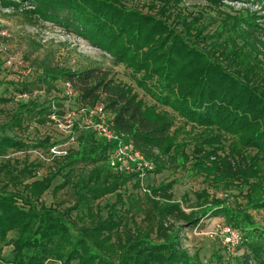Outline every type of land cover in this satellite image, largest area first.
Here are the masks:
<instances>
[{"label": "trees", "instance_id": "16d2710c", "mask_svg": "<svg viewBox=\"0 0 264 264\" xmlns=\"http://www.w3.org/2000/svg\"><path fill=\"white\" fill-rule=\"evenodd\" d=\"M204 1L216 8L229 0ZM0 7L14 10L29 26L40 21L73 31L122 65L153 102L147 106L130 86L99 65L72 70L57 64L52 52L31 62L30 81L21 82L18 97L36 92L42 101L17 102L8 122L0 126V264H203L183 248L181 235L184 229L199 227V219L209 214L220 215L227 226L252 237L244 264L250 259L264 264V230L248 214L264 211V44L257 38L254 16L224 15L216 30L203 36L198 20L188 23L183 18L175 24L127 10L119 0H0ZM208 39L206 49L199 46ZM3 69L0 65V75ZM59 84L69 85V107L76 112L105 101L113 129L152 162L149 174L186 171L190 163L187 173L201 174L216 189L240 186L239 195L245 189L244 206L233 210L225 198L212 201L197 215L185 213L174 202L171 182L146 186L150 195L142 193L134 174L111 169L108 158L114 145L77 123L75 147L52 159L46 176L38 179L44 166L38 157L30 161L25 156L21 163L5 160L10 151L47 155L61 144L50 134L34 138L30 146L5 135L8 129L24 133L51 126V115L63 121L67 110L60 101L67 96L59 97ZM10 101L0 97V104ZM159 107L176 113L184 125L206 131L192 139L191 155L183 153L185 142L178 143L183 128L171 133L173 123ZM226 142L229 155L220 157ZM248 150L253 157L243 154ZM76 166L89 170L71 185ZM57 177L62 183L52 189L54 195L68 186L73 189L75 201L66 208L64 202L46 206L41 201ZM129 186L132 192H127ZM108 195H115V202L105 206L106 218L98 219L93 205ZM196 198L207 204L206 191ZM9 234L14 238L8 239ZM9 246L7 258L2 253Z\"/></svg>", "mask_w": 264, "mask_h": 264}, {"label": "rangeland", "instance_id": "374dc122", "mask_svg": "<svg viewBox=\"0 0 264 264\" xmlns=\"http://www.w3.org/2000/svg\"><path fill=\"white\" fill-rule=\"evenodd\" d=\"M168 0H119L122 7L127 10L140 11L142 13H148L155 15L160 19H168L172 23H177L178 20L185 18L186 22L198 20L197 25L202 27L203 36L211 35L219 25V21L228 15L230 17H255V24L258 26L257 38L264 44V3H243L236 1H222L221 6L216 8L211 7L204 0H180L177 5L175 3L166 4ZM169 3V2H168ZM180 30V27H177ZM195 32H192L194 35ZM225 38V36H224ZM208 39L204 43L200 41L201 47L209 43ZM216 43V42H215ZM206 49V48H204ZM47 52L54 54V60L60 66L76 70L78 68H87L92 65H99L105 69L113 72L117 81L123 85L130 86L133 89L139 99H141L147 106L153 105L151 99L146 96L140 89L136 88L133 82L129 79V73L124 69L122 65H115L112 58L104 51L91 45L87 40L79 37L76 33L68 30L62 26L53 25L48 22H40L36 26H29L23 18L15 13L12 9H2L0 7V65L4 70L0 75V97L11 98V101L6 104H0V126L7 123L9 118L15 112L17 102H26L29 98H38V93L32 92V97L29 95L26 98L18 97L20 91L21 82L30 81L31 62L35 58H42ZM219 53H216L218 55ZM10 62V65L7 64ZM4 66V67H3ZM60 91V98L65 95V89L62 85L57 86ZM53 95V94H52ZM42 101V98H38ZM61 104L67 113L64 117V122H59L55 118V115H51L50 118L54 121L51 126L40 128L38 130L30 128L27 132H21L19 130H6L5 135L15 140L22 142L26 146L29 142H33L34 138L38 136H44L50 134L54 141L61 142L60 150L67 151L70 148H74L75 145L71 142L69 136L70 128L66 126L67 116L75 117L76 109H70V100L61 99ZM105 104V101L101 102ZM56 110V109H52ZM161 112L168 114L169 119L172 121L173 126L170 130L177 131L183 128V134L178 136V143L185 142L186 146L183 153L191 155L193 150L192 139L198 135H204L206 132L203 128H198L192 125H184L183 120L176 114L171 112L168 108L159 107ZM72 122V121H71ZM188 134V137L187 135ZM72 137H76L73 133ZM206 138V136H202ZM230 142L225 143L224 151H219L218 156L225 157L229 155L228 146ZM28 148V147H27ZM205 148V147H204ZM206 149V148H205ZM244 155L254 156V152L251 150L245 151ZM25 156L28 160L32 161L37 156L34 151L25 149L24 151L15 153L9 152L5 160H18L21 163ZM214 158L211 157L210 161ZM239 161L238 158H236ZM51 160L44 161V166H41L38 170V179L46 176L50 171L53 164ZM235 163V161H234ZM51 164V166H50ZM264 166V162L262 161ZM187 170L190 167V163L186 166ZM89 169H82L79 166L75 167L71 185L78 182L81 178L86 176ZM186 171L177 170L172 172L171 170H165L158 175L147 174V179L144 182V186H159L161 184L173 183L172 196L174 202L178 203L180 208L189 213L193 211L195 214H200L206 206L213 204L212 201H222L227 198L226 206L233 210H237V207H243L245 204L242 195L245 194V189L241 195H239L238 188L240 186H234L232 189L226 188H214L213 184H208L200 176L201 174L187 173ZM62 183V179L57 177L52 183V186L48 192H46L41 201L46 206L51 204H57L64 202L62 208H66L75 201L73 195V189L68 186L67 188L60 190L56 195L52 192L55 186ZM202 191H206L208 200L204 205L202 201L197 202L196 196ZM127 192H132L130 186ZM140 195L141 192L137 190ZM115 202V195H108L99 200L93 205L94 211L98 212V219H105L107 210L105 206L113 204ZM119 208V207H117ZM214 214V213H213ZM252 222L257 228L264 230V211H248ZM225 221L220 215L209 214L199 219V227L192 230L184 229L181 235V244L185 248L189 255L197 254L203 264H244L245 256L250 254L248 246L254 242L252 237H248L246 233L240 231L245 238V243L239 245L233 252H228L222 245L219 237L211 236L210 234L217 227L225 226ZM128 228V226L126 227ZM237 230V229H235ZM238 231V230H237ZM121 232V231H119ZM14 238L13 234L8 235V239ZM12 248H3L2 255L9 258ZM249 264H255L252 259L249 260Z\"/></svg>", "mask_w": 264, "mask_h": 264}, {"label": "built area", "instance_id": "2783aa9c", "mask_svg": "<svg viewBox=\"0 0 264 264\" xmlns=\"http://www.w3.org/2000/svg\"><path fill=\"white\" fill-rule=\"evenodd\" d=\"M7 64L10 65V62H7ZM64 89L65 95L70 97L72 92L69 85H65ZM26 96L22 95L20 97L26 98ZM67 117L68 120L65 122L66 126L70 128L71 142L76 138L72 135L74 133L73 126L77 123L81 130L91 131L96 137L112 143L114 146L108 158L111 169L117 173L134 174L141 192L150 195L147 187L144 186V182L147 179V174L153 168L152 162L146 160L135 150L133 144L126 139L124 134L113 129L111 116L105 111L102 104H97L89 110H80L75 113V117L70 115ZM59 122H64V119ZM60 145L52 146L47 155L37 151L34 153L40 160L50 162V160L66 154V151L60 150ZM210 235L219 237L223 247L228 252H233L243 241L241 233L227 225L217 227L215 233L212 232Z\"/></svg>", "mask_w": 264, "mask_h": 264}]
</instances>
